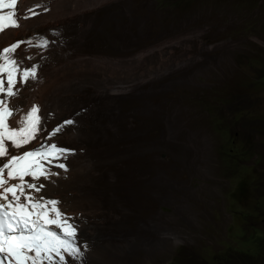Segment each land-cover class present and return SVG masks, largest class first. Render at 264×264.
<instances>
[{
	"label": "rangeland",
	"instance_id": "rangeland-1",
	"mask_svg": "<svg viewBox=\"0 0 264 264\" xmlns=\"http://www.w3.org/2000/svg\"><path fill=\"white\" fill-rule=\"evenodd\" d=\"M94 16L99 23L86 51L133 59L155 47L156 54L142 59L141 70L147 74L152 64L165 74L128 98L116 102L113 96L118 115L113 124L119 129L114 141L128 155L119 169L133 167L131 192L119 188L114 200H131L127 208L133 216L124 226L146 227L145 241L153 246L147 252L142 243L139 251V242H133L132 256L121 258V264H217L225 254L230 257L226 264H234L233 255L253 249L255 240L240 231L237 220L233 224L241 216L234 210L240 178L229 169L227 137L240 125L251 154L247 163H258L253 156L259 152L264 155V86L249 78L250 60L264 66V0H113ZM178 37V44L165 45ZM183 62L194 66L183 67ZM141 106L159 116L151 120V129H145L150 121ZM235 151L242 153V147ZM242 169L243 174L261 173L257 164ZM139 204L144 207L140 214ZM251 206L259 218L242 221L253 220L264 229V210L254 198ZM167 234L173 242L162 238ZM253 264H264V257Z\"/></svg>",
	"mask_w": 264,
	"mask_h": 264
},
{
	"label": "bare ground",
	"instance_id": "bare-ground-1",
	"mask_svg": "<svg viewBox=\"0 0 264 264\" xmlns=\"http://www.w3.org/2000/svg\"><path fill=\"white\" fill-rule=\"evenodd\" d=\"M111 3L112 0H19L20 26L0 34V51L19 42L11 55L22 62L21 67L38 66L37 78L24 85L18 83L19 94L9 100L13 104L19 103L17 106L23 113L32 104H40L45 115L52 113L50 116L55 118L53 124L56 126L65 119L74 121L64 125L48 143L74 149L59 160L66 165V170L49 164L48 168L56 175H50L48 180H38V184H44L41 190L46 198L59 200L58 207L79 226L78 244L84 256L73 260L65 254L67 264H121V258L132 256L133 242H139L138 250L143 243L147 252L152 246L144 238L146 227L140 224L128 229L124 226L133 216L127 208L131 207V200H114L119 188L131 192L133 184L129 175L133 167L130 164L132 169H119L128 155H124L121 147H117L119 143L114 141L119 129L113 124L118 115L112 102L113 96L117 102V98L130 97L150 81L156 83L164 72L162 66L152 64L148 65L147 74L141 70L142 59L156 54L158 48L155 47L143 50L133 59L82 52V46L87 44L99 23L95 12ZM70 31L73 34L67 38ZM44 41H47L46 46H41ZM169 70L166 68L165 72L169 73ZM154 90L158 91L157 88ZM140 96L146 97L143 93ZM139 109L143 118L148 117L150 121L145 129L153 128L151 120L159 116L148 115L145 107ZM21 111L17 112L15 120ZM42 135L46 137L44 128ZM127 138L132 140L131 136ZM127 179L129 183H126ZM138 207L140 214L144 207L142 204ZM162 238L168 243L173 242L168 234ZM85 243L86 248L83 247ZM129 248L130 251H124Z\"/></svg>",
	"mask_w": 264,
	"mask_h": 264
},
{
	"label": "snow or ice",
	"instance_id": "snow-or-ice-1",
	"mask_svg": "<svg viewBox=\"0 0 264 264\" xmlns=\"http://www.w3.org/2000/svg\"><path fill=\"white\" fill-rule=\"evenodd\" d=\"M15 4L16 0H0V8L12 9ZM17 26L18 18L13 12L0 13V30ZM18 43L0 51V93L3 94L0 96V264H67L65 254L73 260L84 256L78 244L79 226L58 207L59 200L36 193L44 187L42 183L37 184L40 177L48 180L50 175H56L45 164L66 170V165L59 160L74 149L59 147L53 142L21 150L37 139L42 121L39 106L32 104L20 116L17 126L10 127L7 122L17 111L8 107L9 98L19 94L16 85L37 78V65L21 67L22 62L11 55ZM46 44L44 41L41 46ZM73 123L71 119L63 120L44 139Z\"/></svg>",
	"mask_w": 264,
	"mask_h": 264
},
{
	"label": "clouds",
	"instance_id": "clouds-1",
	"mask_svg": "<svg viewBox=\"0 0 264 264\" xmlns=\"http://www.w3.org/2000/svg\"><path fill=\"white\" fill-rule=\"evenodd\" d=\"M18 3H19V0H16V6H14L12 9L7 8V11L5 13H8L11 11L14 13V15L17 18L19 16V19H20V12L18 10ZM46 11H48V9H46ZM18 25L20 26V23ZM19 26H17V27H5V28H3V31L0 34H2L5 30H8V29H13V28L17 29ZM72 34H73V31L68 32L67 38H69ZM180 39H182V38L178 37L175 40H170V44H168L167 42H169V41H167L165 43V45L169 46V45L178 44L177 40H180ZM88 41H89V38L87 40V43H88ZM86 45L87 44L82 46V52H84V53H95V52L86 51L85 50ZM165 48H167V47H165ZM250 61H251V71H250L249 78L255 76V79H257V81L254 83V85L259 84L260 86H264V69L262 70V67H264V66H259V65H261V63L258 59H253ZM182 66L183 67H192V66H194V63L193 62H183ZM169 73H167V74H169ZM17 85H16V87H17ZM2 95L3 94H1V96ZM11 104H13V103L11 102ZM18 104L19 103L13 104V105H15V109L17 111H15L12 114V116H11L12 120H15V118L17 116V112L21 111V110H19V108L17 106ZM36 105H38L39 109H41L43 111V107L40 104H36ZM22 114H23V112H22ZM48 114L50 116L52 113L48 112ZM50 117L52 119L50 120V123H48L50 125V127H49L50 130L48 129L49 131H51L52 127L56 126L53 124V120H55V118H53L52 116H50ZM237 120H239V119L237 118ZM41 121H42V128H44L46 130L47 129L46 128L47 123H44L43 119H41ZM238 127H240V125ZM238 127H237V131L228 132L227 148L229 149V152H226V155H227V161L229 163V169L232 168L231 170H232L235 178H240V181L237 182L239 184L238 188H241V186H245L246 189H245L244 195H243L241 200H240L238 189L234 192V199H235V201L239 202L238 205L236 206V209H234V210H235V212H240L241 216L239 218L233 219V224L237 220L240 231L245 230L246 233H248V237L255 240V250H253L254 248L253 249H241L240 251L242 254H238V255L243 256L244 258L243 259L240 258L239 260H237V257H238L237 254L236 255L234 254L233 257H236V258H234V264H253L255 262V260L260 261L264 257V249H263L264 240L261 239L264 236V229L259 227L258 223L253 221V220L251 222H249V221L245 222L244 220L242 221V217L259 218V212L256 211L254 208H252V206H251V209L249 210L248 204H245V202H247V201H252L253 198L256 200V203H258V202L260 203V208L262 210H264V161L262 162L264 155L262 156L261 152H259L253 156V159L256 158L260 165L258 163H254V164H248L247 163L249 161L248 157L251 156V154H247V147H245L246 141L243 139L242 134H241L240 130L238 129ZM238 146L242 147V153H236L235 150H236V147H238ZM256 164H257L259 171L261 173H257V174H252L251 172H249L248 174L242 173V170H243L242 166H244L245 168H248V170H249L251 168H254L256 166ZM48 165L49 164H45V167L48 168L49 167ZM42 178L43 177H40L38 180L42 181L41 180ZM37 184H38V181H37ZM41 192L43 195H45L42 190H41ZM250 204H251V202L249 203V205ZM50 227H54V226H50ZM247 229H248V232H247ZM242 236H245V235H242ZM261 242L263 244H261ZM216 257H217V255H216ZM221 257H222L221 262L217 263V264H222V263L226 264L229 262L230 257L227 256L226 254L224 256H221ZM245 258L253 259L254 261L250 262L249 260H247Z\"/></svg>",
	"mask_w": 264,
	"mask_h": 264
},
{
	"label": "trees",
	"instance_id": "trees-1",
	"mask_svg": "<svg viewBox=\"0 0 264 264\" xmlns=\"http://www.w3.org/2000/svg\"><path fill=\"white\" fill-rule=\"evenodd\" d=\"M245 189H246L245 186H241V188H238L240 200L242 199V197L244 195ZM250 202L251 201H247V202H245V204H248L249 205ZM248 209L250 210L251 208H248ZM253 244H254V247H253L254 249L253 250H255V243L253 242Z\"/></svg>",
	"mask_w": 264,
	"mask_h": 264
}]
</instances>
